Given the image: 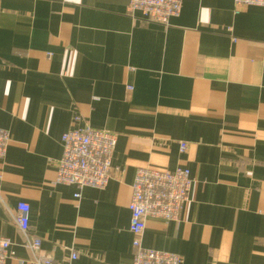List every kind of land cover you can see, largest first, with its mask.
Returning <instances> with one entry per match:
<instances>
[{"label":"crops","instance_id":"0c3cea01","mask_svg":"<svg viewBox=\"0 0 264 264\" xmlns=\"http://www.w3.org/2000/svg\"><path fill=\"white\" fill-rule=\"evenodd\" d=\"M129 1L0 0L7 264H37L20 201L29 235L59 264H132L129 203L144 166L193 178L179 220L148 219L146 247L183 264H264V8L184 0L165 26L132 15ZM85 124L117 134L116 169L77 198L56 175L63 133Z\"/></svg>","mask_w":264,"mask_h":264},{"label":"built area","instance_id":"2783aa9c","mask_svg":"<svg viewBox=\"0 0 264 264\" xmlns=\"http://www.w3.org/2000/svg\"><path fill=\"white\" fill-rule=\"evenodd\" d=\"M184 0H130L128 10L132 15L139 13L148 22L165 26L172 17L179 16ZM236 12L248 6L264 8V0H234ZM80 119L76 116V120ZM12 136L8 129L0 127V159L6 157ZM118 136L115 132L98 129L90 124L72 128L62 135L63 152L58 160L56 183L76 185L75 196H81L85 187L103 189L113 176V156ZM187 143H181L184 151ZM193 185L191 170L179 166L173 170L150 166L139 167L132 183L130 230L133 234L132 264H183L180 254L146 247L143 237L149 218L166 223L177 221L183 205L190 197ZM17 222L26 235L25 245L35 255L37 264H59L42 249L39 237L29 235L31 206L20 201L17 206ZM11 239L0 235V264H7L11 255ZM77 258V253H72Z\"/></svg>","mask_w":264,"mask_h":264}]
</instances>
